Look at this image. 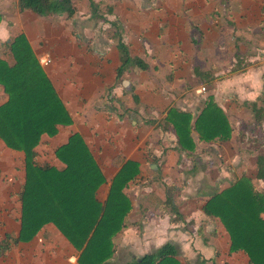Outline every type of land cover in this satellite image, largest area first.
Listing matches in <instances>:
<instances>
[{
	"label": "crops",
	"instance_id": "0c3cea01",
	"mask_svg": "<svg viewBox=\"0 0 264 264\" xmlns=\"http://www.w3.org/2000/svg\"><path fill=\"white\" fill-rule=\"evenodd\" d=\"M103 1L71 0L72 14L39 15L20 11L18 0H0V57L12 63L5 44L23 33L70 115L54 135L41 136L35 162L61 168L55 150L78 133L105 177L96 193L101 202L120 169L129 162L138 169L124 189L130 208L104 264H130L167 242L178 246L184 264H252L245 253L230 251L220 219L203 206L243 176L264 194V177H257L264 114L258 122L255 114L264 109V0ZM119 44L132 59L125 66ZM209 97L224 113L229 135L207 141L193 128V148L186 151L169 112L190 113L193 125ZM6 99L0 84V104ZM1 142V166L3 155L21 156L19 181H0V240L19 232L25 177V154ZM47 153L52 162L43 164ZM6 174L1 167L0 177ZM78 256L47 223L0 264H67Z\"/></svg>",
	"mask_w": 264,
	"mask_h": 264
},
{
	"label": "trees",
	"instance_id": "16d2710c",
	"mask_svg": "<svg viewBox=\"0 0 264 264\" xmlns=\"http://www.w3.org/2000/svg\"><path fill=\"white\" fill-rule=\"evenodd\" d=\"M18 7L39 15L72 14L74 10L71 0H18ZM5 45L11 51L12 63L0 57V84L7 94L6 101L0 104V138L7 147L25 154V177L19 193L20 229L17 235L7 233L0 240V257L52 223L79 251L80 264H104L115 252L113 238L123 227L130 208L124 189L129 181H135L138 169L132 168L131 162L120 169L112 179L106 200L101 202L96 193L105 177L78 133L55 150L63 163L61 168L38 165L33 157L41 136L54 135L59 125L70 122V115L24 34L15 35ZM119 49L125 66L132 59L124 45L119 44ZM133 63L145 67L141 58L133 59ZM255 114L258 122L263 117V107L255 109ZM190 119V113L178 109H171L167 117L178 145L186 151L193 148V128L200 139L207 141L229 135V123L211 97L193 125ZM263 161L259 156L260 178L264 177ZM203 212L220 219L230 238V251L245 253L252 264H264V194L255 190L248 177L212 193ZM179 255L178 246L167 242L130 264H184Z\"/></svg>",
	"mask_w": 264,
	"mask_h": 264
},
{
	"label": "rangeland",
	"instance_id": "374dc122",
	"mask_svg": "<svg viewBox=\"0 0 264 264\" xmlns=\"http://www.w3.org/2000/svg\"><path fill=\"white\" fill-rule=\"evenodd\" d=\"M73 1L74 2H76V1H78V2L87 1L88 2L89 0H73ZM93 1H95L97 3L104 2L103 0H93ZM148 1H152V0H148ZM153 1L157 2V0H153ZM99 11L102 12V13L104 12L103 9H100ZM61 129H62V127H61ZM0 144H1L0 148H3V144L1 142V140H0ZM20 156H21V154L16 152V151L14 153L12 152V155H10L9 153L6 154L5 156L3 155V157L1 158V162H3V166L0 165V168L3 167L7 174H6V178L5 179L4 178L2 179V177H0V181H8V180H10V181H19L18 180V179H20L19 175L15 174L18 171V169L15 166L17 165ZM42 157H43V161H42L43 164H48V162H52L51 159H49V154L48 153L44 154ZM44 161H45V163H44ZM12 166H14V168H15L14 169V173H12V170H11ZM1 185H2V182H0V186ZM4 187L5 186H2V189Z\"/></svg>",
	"mask_w": 264,
	"mask_h": 264
},
{
	"label": "built area",
	"instance_id": "2783aa9c",
	"mask_svg": "<svg viewBox=\"0 0 264 264\" xmlns=\"http://www.w3.org/2000/svg\"><path fill=\"white\" fill-rule=\"evenodd\" d=\"M47 62H48L47 59H44V60H43V63L46 64ZM197 91H198L199 93H203V92H205V91H206V86H205V85L201 86ZM67 264H80V262H79V259H78L77 257H70V258H68V260H67Z\"/></svg>",
	"mask_w": 264,
	"mask_h": 264
}]
</instances>
